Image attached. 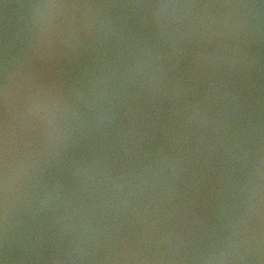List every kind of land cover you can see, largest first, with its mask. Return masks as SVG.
<instances>
[{
    "label": "water",
    "instance_id": "95a60500",
    "mask_svg": "<svg viewBox=\"0 0 264 264\" xmlns=\"http://www.w3.org/2000/svg\"><path fill=\"white\" fill-rule=\"evenodd\" d=\"M0 264H264V0H0Z\"/></svg>",
    "mask_w": 264,
    "mask_h": 264
}]
</instances>
